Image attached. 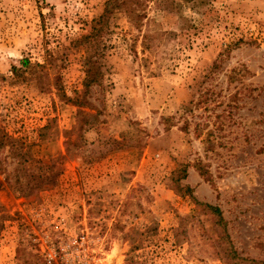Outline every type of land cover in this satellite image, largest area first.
<instances>
[{
  "label": "rangeland",
  "instance_id": "rangeland-1",
  "mask_svg": "<svg viewBox=\"0 0 264 264\" xmlns=\"http://www.w3.org/2000/svg\"><path fill=\"white\" fill-rule=\"evenodd\" d=\"M111 1L0 0V264H45L56 223L104 264H259L264 0H150L140 29Z\"/></svg>",
  "mask_w": 264,
  "mask_h": 264
},
{
  "label": "trees",
  "instance_id": "trees-1",
  "mask_svg": "<svg viewBox=\"0 0 264 264\" xmlns=\"http://www.w3.org/2000/svg\"><path fill=\"white\" fill-rule=\"evenodd\" d=\"M116 1L112 0L111 2ZM150 0H124V5L126 6V11L128 14L132 17V20L136 26L137 29H140L142 26V23L144 19L147 17V6ZM164 5H171L173 7H178L180 5L181 1L177 0H159ZM185 2H190L192 0H183ZM109 4V3H108ZM112 8L106 5V8L104 9L103 13L100 15L99 19L96 20L95 24L92 27V31L83 36V42L86 44H90L88 47H95L96 52H100L99 54L102 56V48L101 46H105V34L107 32V27L110 20ZM145 39H149L150 37H153V35L146 34ZM147 47L150 46L149 43H145ZM27 62V61H25ZM98 65H100L99 56H97L95 59L91 54H88L84 61L85 71H86V79H85V86L88 87L91 82L97 80L98 73L100 71V68H98ZM9 140H13V136H9ZM18 140V139H17ZM20 140V139H19ZM18 140V141H19ZM22 145L26 146V143L21 141ZM7 143L6 141L1 142V146H5ZM2 187V182L0 181V188ZM188 190L191 191L190 187H188ZM202 206L205 207V209L209 212H211L214 215H217L220 219L216 222L218 228L223 231L222 227L224 226V219L222 216V211L220 207L208 204V203H202ZM185 219V218H184ZM223 243L225 242V236L223 235ZM240 262V261H239ZM259 264H264V261L258 262Z\"/></svg>",
  "mask_w": 264,
  "mask_h": 264
},
{
  "label": "built area",
  "instance_id": "built-area-1",
  "mask_svg": "<svg viewBox=\"0 0 264 264\" xmlns=\"http://www.w3.org/2000/svg\"><path fill=\"white\" fill-rule=\"evenodd\" d=\"M60 224H55L57 239L42 247L45 264H104L100 236L95 237L88 226L81 227L75 235H68V229Z\"/></svg>",
  "mask_w": 264,
  "mask_h": 264
}]
</instances>
